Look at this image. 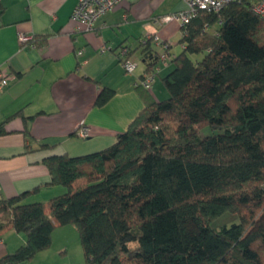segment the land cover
<instances>
[{
	"label": "trees",
	"instance_id": "trees-1",
	"mask_svg": "<svg viewBox=\"0 0 264 264\" xmlns=\"http://www.w3.org/2000/svg\"><path fill=\"white\" fill-rule=\"evenodd\" d=\"M257 1L199 11L182 27L183 50L170 52L165 66L173 68L162 79L169 98L157 100L140 83L144 108L112 146L44 159L50 185L66 190L51 199L49 213L42 202H25L29 192L0 200V235L26 236L0 264L33 262L66 226L78 231L86 264H264V18L253 11ZM48 40L24 44L43 48ZM142 46L149 58L151 41ZM114 94L104 89L97 106ZM170 125L180 126L179 136L169 135ZM206 127L221 133L202 137ZM81 179L86 184L76 186ZM226 213L239 222L212 228Z\"/></svg>",
	"mask_w": 264,
	"mask_h": 264
},
{
	"label": "crops",
	"instance_id": "crops-1",
	"mask_svg": "<svg viewBox=\"0 0 264 264\" xmlns=\"http://www.w3.org/2000/svg\"><path fill=\"white\" fill-rule=\"evenodd\" d=\"M0 68L10 78L0 95V124L8 120L6 134L0 136V200L32 193L26 203L42 202L47 213L52 198L66 192L52 186L44 159L51 156H84L112 146L117 136L144 108L137 93L148 61L164 51L149 37L156 34L179 55L182 28L164 22L172 13L187 9L185 0H122L95 23L91 32L79 31L71 21L78 0H0ZM48 36L45 47L20 42ZM143 41H151L146 58ZM130 48L141 68L127 74L120 51ZM105 49V52L101 51ZM78 51H83L81 56ZM161 71L153 94L165 100L162 79L172 70L158 63ZM163 83V82H162ZM115 92L104 106L97 99L104 89ZM88 127L82 138L78 130ZM26 129L30 138L26 136ZM47 145L48 148H41ZM85 179L76 182L84 186ZM26 243V236L12 229L0 235V259ZM71 243L72 248H71ZM28 264H86L78 231L73 226L58 227L53 244Z\"/></svg>",
	"mask_w": 264,
	"mask_h": 264
},
{
	"label": "built area",
	"instance_id": "built-area-1",
	"mask_svg": "<svg viewBox=\"0 0 264 264\" xmlns=\"http://www.w3.org/2000/svg\"><path fill=\"white\" fill-rule=\"evenodd\" d=\"M241 0H185L187 3V9L167 15L163 21L176 22L181 28L188 24L194 17L197 16L199 11H215L218 12L226 5ZM122 0H78V3L73 11L71 21L74 27L79 31L91 32L95 28V23L105 16L107 13L115 9ZM256 15L264 18V0L255 2L252 6ZM156 44L163 47L164 51L158 54V62L166 65L170 59L169 45L162 41L160 36L156 34L153 37H149ZM29 39L25 36L20 37L21 43H26ZM105 52V49L101 51ZM83 51H78L77 55L81 56ZM121 64L127 74H133L138 68V64L134 63L129 56L128 50L122 48L120 51ZM160 68L158 66L152 68L150 71L145 72L141 85L147 91H152L156 82ZM10 78L8 72L0 68V95L3 93L4 88L7 85V81ZM78 134L82 138H87L90 134L88 127L82 126L78 130Z\"/></svg>",
	"mask_w": 264,
	"mask_h": 264
},
{
	"label": "rangeland",
	"instance_id": "rangeland-1",
	"mask_svg": "<svg viewBox=\"0 0 264 264\" xmlns=\"http://www.w3.org/2000/svg\"><path fill=\"white\" fill-rule=\"evenodd\" d=\"M132 61L136 64H138V69L141 68V65H142V62L139 60L138 57H135V60L132 59ZM159 83H161V87L162 88H166L165 85L160 81L159 79ZM167 94V97H165V99L169 98V94H168V91L166 92ZM164 99H161V97H159V101H162ZM179 132H180V126L179 125H170L169 127V135L171 137H177L179 136ZM221 133V131L219 130H212L211 128L209 127H206V128H203L199 134L202 136V137H205V136H209V135H213V134H219ZM239 222V217H238V214L236 213H226L224 214L223 216H221L220 218H218L217 220H215L213 223H212V228L214 229H220L222 226L224 225H227V226H231L232 224H235V223H238ZM264 225V215H262L260 217V220H259V226H262ZM72 244L71 243V248H72Z\"/></svg>",
	"mask_w": 264,
	"mask_h": 264
}]
</instances>
